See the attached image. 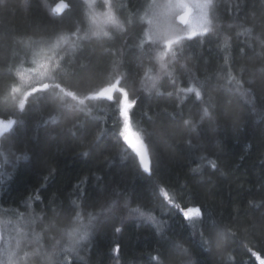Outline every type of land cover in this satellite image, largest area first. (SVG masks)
I'll use <instances>...</instances> for the list:
<instances>
[{
	"label": "trees",
	"instance_id": "1",
	"mask_svg": "<svg viewBox=\"0 0 264 264\" xmlns=\"http://www.w3.org/2000/svg\"><path fill=\"white\" fill-rule=\"evenodd\" d=\"M146 1L81 0L66 12L56 9L69 0H0V119L16 121L0 135V264L12 253L13 264L264 259V0H213L211 32L186 41L175 60H157L146 39V23L137 19ZM107 3L122 31L109 22L95 26L92 13ZM174 23L181 26L176 17ZM90 31L111 39L84 40ZM56 43L59 71L33 72L34 48ZM89 60L94 71L74 76ZM118 79L136 101L131 129L154 134L152 175L118 136L124 121L117 106L96 96ZM42 83L64 91L37 104L45 93L25 94ZM210 97L212 119H201ZM113 201L115 208L104 211ZM174 205L202 206L218 227L209 236ZM85 226L90 234L73 251L68 233L82 235Z\"/></svg>",
	"mask_w": 264,
	"mask_h": 264
},
{
	"label": "snow or ice",
	"instance_id": "2",
	"mask_svg": "<svg viewBox=\"0 0 264 264\" xmlns=\"http://www.w3.org/2000/svg\"><path fill=\"white\" fill-rule=\"evenodd\" d=\"M84 3L87 2V0H83ZM81 3V0H69L68 3H64L62 5L57 6V11H60L61 9L65 10L66 12H71L76 4ZM106 7L108 9V20L109 23L112 25H115L117 28H120L122 31V27L120 26L119 22L115 19L114 14L112 12V5L111 3H107ZM216 5L213 3V0H203L202 3H195L191 6L184 2V0H176L175 3H166L163 5L160 4H149L148 8L151 10L156 9H163L164 11L162 13H157L156 11H153L152 18L148 19V24L151 26L148 30V33H146V39L150 42V45L152 47V50L157 53L156 59L161 60L164 55L171 54L172 58L175 60L177 59V54L183 53L184 45L186 41H191L192 37H195L198 35V33L194 30L188 31L186 34H178L176 33L170 24H167V26H162L161 20L163 19L165 22L167 20L176 14V10H183L184 14L179 15L178 19L183 21L184 23H187L186 16L189 12H191L193 9L196 10L197 16L199 21L201 22V32L199 35L203 36L205 33L211 32V25H212V19L211 14L214 11ZM96 36V37H108V32H98V31H90L85 34V37L83 38L86 41L90 42V37ZM59 44H53L51 46L50 51L53 52V56L46 57L47 63L41 64L39 67L42 69H45L46 71H56L58 72L60 69V61L55 60V56L58 55V53L55 51L58 48ZM140 46H145L144 38L141 37L140 40ZM80 48V51H83L82 46H78ZM163 48V52H159L158 49ZM104 55H111L110 50L105 49ZM66 59V57H61V60ZM161 68L166 70L167 66L163 63H161ZM35 71V69H34ZM94 69L92 67V62L89 60L88 63L80 64L76 67V71L74 72V76L79 77L81 79L85 78L88 73L93 72ZM126 79V77H124ZM121 83V80L118 79L114 83H108L107 86L101 88L97 93L96 96L99 97H105L107 100H109L115 107V111L119 112L120 115L123 118V126L122 130L119 132L118 136L122 138V140L129 146V148L132 150L133 154L138 157L139 165L138 167L142 169V171L148 175H152L153 171V163H152V155L151 153L155 149V145L153 143V133H145L143 137H140L137 133H135L131 127H130V119L132 110L135 108L136 101L130 100L129 98V92L124 87H118ZM56 89H59L61 92L64 91L63 88H61L60 84H54L49 85L47 83H42L40 87H32L31 92L26 93L25 95H32L34 93H45V95H42L37 98V104L41 100H47L48 102H55V95L53 93ZM13 92L19 91V89L13 87ZM118 91L120 96L116 99L113 98V92ZM187 91H196L195 89H187ZM67 96H71L75 98L74 92H67ZM171 95V94H170ZM241 95H245L244 93H241ZM196 97L198 100L202 101L201 93L199 91H196ZM81 103H83L81 101ZM19 107L21 109L25 108V102L23 100L20 101ZM215 105L212 103L211 97L207 101V106L202 109V116L201 119L204 117H207L209 119H212L211 113L209 109H215ZM52 119H57L56 117H53ZM16 123V121L12 119H8L6 122H3V129H0V131H6L8 129H11L13 125ZM185 125H190L192 122L191 120H185ZM13 135H15V132H13ZM8 137L5 136L4 140H7ZM2 143V142H0ZM84 155H88V153H84ZM23 159H27V156L25 155ZM158 160V157H157ZM212 167L215 168L216 165L213 162ZM198 171V169L193 170ZM47 179V177H45ZM160 191L163 193L165 199H168V192L164 188H160ZM171 203V200L168 201ZM75 203V202H73ZM116 206V201H113L112 204L105 209L104 211H112ZM177 212H179L186 222H193L194 220L199 219V222L204 225L207 229H209V236H211L212 229H215L218 227V222L215 220H212L210 216L206 212H202L201 208L202 206L197 207H187L182 208L180 205H174ZM133 212H139V209H133ZM140 215H144L143 213H140ZM90 220L95 219L94 216L89 214ZM149 219H153L152 217H148ZM89 226H85V230L82 235L77 236V233L79 232V229H73L72 232L68 233L71 239V249L75 251L76 247L79 246L81 241H84L89 236V231L87 230ZM119 231V229H117ZM201 236L203 237V233H201ZM222 236V233H218V237ZM205 243H208V241H205ZM118 250V249H117ZM186 251V249H185ZM38 254V253H37ZM61 255L63 254V250H61ZM13 256H16L15 253H12L8 256V264H13ZM18 258V257H17ZM259 258V257H257ZM259 264H264V259H260Z\"/></svg>",
	"mask_w": 264,
	"mask_h": 264
},
{
	"label": "rangeland",
	"instance_id": "3",
	"mask_svg": "<svg viewBox=\"0 0 264 264\" xmlns=\"http://www.w3.org/2000/svg\"><path fill=\"white\" fill-rule=\"evenodd\" d=\"M175 2H176V0H149V1L143 2V4L139 7V12H138V15H137V19L140 22L142 21V22H145L146 23V32L145 33H148V30L151 27L148 24V19H151L152 18L153 11H156L157 13H162L164 11L163 9L151 10V9L148 8V5L149 4H153V3L154 4L163 5V4H166V3H175ZM184 2L187 3V4H189L191 6L192 4H195V3H202L203 0H184ZM102 6H103V8H102ZM102 6H101V9H100V12L95 11L96 13H92L93 20L95 21L94 24H95V26L98 29H101V27L104 26V24H106L107 22H109L108 15H107L108 9L106 8V5L103 4ZM118 8L120 9L121 6L119 5ZM181 12H183V10H176V14L173 15V16H171L167 20V22H165L162 19L161 20L162 26H167V24H170L171 27H172V29L176 33L186 34L188 31L194 30V31H196L199 34L201 32L202 26H201V22L198 19L196 10L193 9L190 12V16L188 18V22L186 23V25H184V26H177L174 23V20H175V17L179 13H181ZM118 16H120V13L118 14ZM114 17H115V15H114ZM129 17H130V19H133V15H131ZM115 19H116V17H115ZM52 45L53 44H51L50 46H44V45H42L41 47L34 48L35 62H37V66H35V64H34L35 71H34V69H32L33 72L38 73V74L42 73V70L43 69L40 68L39 66L41 64H45L47 62L46 60H45L46 61L45 62L44 59H43L47 53H48L49 56H53V52L50 51ZM21 78H23L24 80H27L25 74L22 75ZM15 88L19 89L20 88V85H17ZM23 101H24V99H23ZM6 121L7 120L0 119V129H3V122H6ZM3 132H5V131H0V135ZM137 134L139 135V133H137Z\"/></svg>",
	"mask_w": 264,
	"mask_h": 264
},
{
	"label": "water",
	"instance_id": "4",
	"mask_svg": "<svg viewBox=\"0 0 264 264\" xmlns=\"http://www.w3.org/2000/svg\"><path fill=\"white\" fill-rule=\"evenodd\" d=\"M62 4H63V3H59L58 5H62ZM183 14H184V11L181 12V13H179V14L176 16V21H177L181 26L186 25V23H184L183 21H181V20L178 19V16H179V15H183ZM189 16H190V12H189V13L187 14V16H186L187 21H188Z\"/></svg>",
	"mask_w": 264,
	"mask_h": 264
},
{
	"label": "bare ground",
	"instance_id": "5",
	"mask_svg": "<svg viewBox=\"0 0 264 264\" xmlns=\"http://www.w3.org/2000/svg\"><path fill=\"white\" fill-rule=\"evenodd\" d=\"M178 23V22H177ZM179 24V23H178Z\"/></svg>",
	"mask_w": 264,
	"mask_h": 264
}]
</instances>
